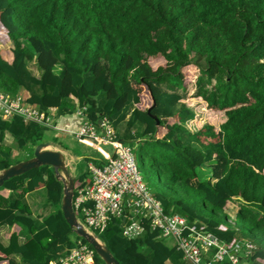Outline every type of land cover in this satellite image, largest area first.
Listing matches in <instances>:
<instances>
[{
  "label": "trees",
  "instance_id": "trees-1",
  "mask_svg": "<svg viewBox=\"0 0 264 264\" xmlns=\"http://www.w3.org/2000/svg\"><path fill=\"white\" fill-rule=\"evenodd\" d=\"M8 41L0 91L46 113L87 106L91 121L106 116L114 128L129 113V123L143 124L150 169L167 181L153 194L165 212L264 264V0H0V43ZM33 59L37 76L27 65ZM195 110L203 118L192 130L185 122ZM39 126L0 114V171L32 150ZM201 167L210 170L206 178ZM89 182L86 173L74 177L75 188ZM40 188L52 208L43 216L25 199ZM62 189L48 165L4 181L0 228L12 230L3 234L8 243L0 241V264L58 262L76 240L93 249L64 219ZM119 224L112 218L97 236L120 264L182 261L146 221L139 240L123 237ZM94 259L103 262L95 251Z\"/></svg>",
  "mask_w": 264,
  "mask_h": 264
},
{
  "label": "built area",
  "instance_id": "built-area-1",
  "mask_svg": "<svg viewBox=\"0 0 264 264\" xmlns=\"http://www.w3.org/2000/svg\"><path fill=\"white\" fill-rule=\"evenodd\" d=\"M56 108L46 113L25 104L20 98H12L0 91V114L6 118L21 116L25 122L52 126V116ZM87 106H75L73 114L80 123L74 130L67 132L78 139L91 140L93 143L108 144L112 152L106 162L98 165L88 160L87 171L90 182L79 188L74 187L72 206L78 222L89 233L97 236L108 226L112 218L120 220L121 235L128 239L142 238L146 221L151 228L159 231V237L173 240V247L182 254V259L193 264H218L226 257L237 264L239 245L232 249L212 233L201 230L195 222L179 213H166L161 201L150 192L135 163L130 145L119 138L114 126L106 116L91 121L86 113ZM52 112V113H51ZM203 117L195 110V120ZM57 128L55 125L53 126ZM54 147V148H52ZM51 149H56L51 146ZM66 156V155H65ZM66 158V157H65ZM99 239V238H98ZM249 253L254 245L245 244ZM211 256H207V253ZM50 264H104L96 262L94 250L81 240L68 249L58 262Z\"/></svg>",
  "mask_w": 264,
  "mask_h": 264
},
{
  "label": "rangeland",
  "instance_id": "rangeland-1",
  "mask_svg": "<svg viewBox=\"0 0 264 264\" xmlns=\"http://www.w3.org/2000/svg\"><path fill=\"white\" fill-rule=\"evenodd\" d=\"M12 46H13V43L11 41H8L7 44H1L0 43V48L12 47ZM27 65L34 75H36V76L39 75V68H37V66H36L37 64L35 63L34 59L31 61H28ZM21 93H22V97L27 96V92L22 91ZM101 97L103 100L104 95L101 94ZM126 118H129V113L127 114ZM127 122L128 121L125 120L123 123V127H122L123 137H124L123 142L130 145V147L132 148V151L134 153L135 163L138 167V170H139L141 176L143 177L144 182L148 186L150 192L153 194L156 192H159V191H162V192L166 191L167 190V181L165 180V178L162 176L161 173H156L154 170L150 169L149 161L142 154V147H141L142 143H138L135 141V139L132 138L133 135H135V137H138V138L141 137V132L143 130V124L140 122H134V123L128 124ZM198 122H199L198 120L192 119V120L186 121L185 125L189 129L193 130L194 124L195 123L198 124ZM42 126L40 124L39 129H38V133L36 136H34L36 138V142L35 141L33 142L32 150H30L28 153H25V152L21 153L20 159L25 160L27 157L31 156V154H33L35 146L38 143L49 141V142L55 143L57 145H60L62 148L66 149L69 152V154H71L72 156L81 157L78 160V163H76L74 165V167L77 171L84 172L87 174V176H90L89 172L87 171L88 160H91V161L97 163L98 165H101L102 163L106 162V160H107V157L105 155V151L110 152V149H112V147L108 144L93 143L91 140H87V139H78L76 137L73 138L69 135L68 136H61V135L57 136L56 131H53V129H51V128H44ZM44 126L46 127V125H44ZM5 143L9 146L11 145V147L14 148V150L12 152L14 157H17L20 154L14 145L15 141L12 139L11 135L8 134V136H6ZM209 174H210V170L208 167H201L200 176L202 178H206ZM41 192H43V196H42V200H41L42 202L40 204H43L42 207L45 208V211H49L52 208L48 205L46 206L47 196H46L45 188H42ZM233 204H236V203H233ZM236 210H237V206H235V205L234 206L232 205L228 209V214L232 219L234 218V214H235ZM3 234H4V232H3ZM139 239H141V238H138V240ZM162 239H163L164 243L167 242L166 240L171 241L170 238H162ZM0 241L2 243H6L7 239L3 236V237H0ZM140 249L145 251V252H148V250L145 246H141ZM149 255H150V253H148V256ZM236 256L241 257L238 261V264H243V263L255 264L254 262H251L249 258L246 257L245 252L243 250L238 251L236 253ZM184 263L193 264L187 260H184Z\"/></svg>",
  "mask_w": 264,
  "mask_h": 264
},
{
  "label": "water",
  "instance_id": "water-1",
  "mask_svg": "<svg viewBox=\"0 0 264 264\" xmlns=\"http://www.w3.org/2000/svg\"><path fill=\"white\" fill-rule=\"evenodd\" d=\"M154 105V102L153 104ZM150 112V109H148ZM151 117L155 120L156 125H159V119L152 114ZM55 146L56 149H51ZM66 149L55 143L45 141L38 143L31 157L19 161L0 171V186L5 180L21 175L33 168L41 165H48L53 168L55 176L61 180L63 184L61 211L66 222L71 226L73 232L86 240L94 249L95 253L103 260L104 264H120L119 261L112 255L109 248L93 234L86 231L78 222L76 214L72 206V198L74 191V178L68 174L66 166Z\"/></svg>",
  "mask_w": 264,
  "mask_h": 264
},
{
  "label": "crops",
  "instance_id": "crops-1",
  "mask_svg": "<svg viewBox=\"0 0 264 264\" xmlns=\"http://www.w3.org/2000/svg\"><path fill=\"white\" fill-rule=\"evenodd\" d=\"M52 113V112H51ZM53 116H52V126H42L44 128H51L53 129V131H56L57 132V136L61 135V136H71L74 138V136L72 134H70L69 132H67V129L69 130H74L75 127H77V125L80 123V119L75 115L73 114V112H70V113H60V111L58 110V108H56L53 112ZM126 120H128V118H126ZM123 122H121L117 128H115L116 130V133L117 135L119 136V138L121 140H124L122 138L123 137V130H122V127H123ZM129 124V122H127ZM56 126L57 128L53 127V126ZM132 133V132H131ZM6 136H8V134H6ZM13 139V138H12ZM76 139V138H75ZM146 139L145 137L141 136L139 138H136L135 141L138 142V143H141L142 140ZM57 145V144H56ZM54 148V147H52ZM104 151V150H103ZM111 151L112 149H110V152H107L105 151V155L106 157L109 156L111 154ZM66 155V166H67V170H68V174L70 176H72L73 178L80 175V174H84V172H81V171H77L74 167V165L76 163H78V160L81 158V157H77V156H72L71 154H69L68 151H66L65 153ZM105 160V159H104ZM89 177V176H88ZM42 191V188L40 189H36L30 193H26L25 194V199L28 203V205L30 206L31 210H32V213L33 215H46L47 214V211H45V208L42 207L43 204H40L42 201V196H43V192ZM40 219H42V217H40ZM12 230V228H9V226H2L0 228V237H3V232H10ZM71 236V239L74 240L75 239V235H70ZM167 242H165L170 248L173 247V240H166ZM8 243V240L7 242ZM5 243V244H6ZM207 256H211V253H207L206 254ZM239 259L241 257H238ZM238 259V261H239ZM182 261H179L177 260V262L181 263L182 264L184 263V259L181 258ZM176 260H168L167 263L168 264H173L175 263ZM176 262V263H177ZM184 264H189V263H184ZM238 264V262H237ZM243 264H246V263H243Z\"/></svg>",
  "mask_w": 264,
  "mask_h": 264
}]
</instances>
